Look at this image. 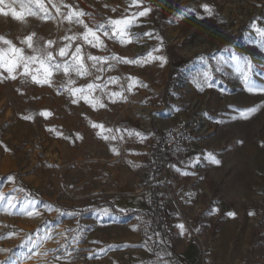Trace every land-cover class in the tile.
Listing matches in <instances>:
<instances>
[{
    "label": "rangeland",
    "instance_id": "obj_1",
    "mask_svg": "<svg viewBox=\"0 0 264 264\" xmlns=\"http://www.w3.org/2000/svg\"><path fill=\"white\" fill-rule=\"evenodd\" d=\"M42 2L46 11L35 0L0 5L9 12L0 13V36L25 48V55L33 53L21 41L32 33L36 48L48 40L63 46L66 37L82 33L75 17L66 19L70 10L83 11L80 19L95 27L147 8L148 15L137 16L127 29L130 42L101 34L107 51L72 42L73 51L81 44L85 54L143 62L110 60L97 72L85 56L89 75L54 72L51 85L20 74L0 108V262L264 264V109L240 117L241 110L264 104V94L248 93L237 71L244 66L264 87V35L254 30L264 29V0ZM9 5L16 11L23 5V19H14ZM191 63H204L199 89H179L178 75L182 68L188 75ZM69 78L76 81L72 87H107L92 92L90 99L99 101L93 107L66 90ZM110 93L121 95L112 102ZM179 117L191 118L201 134L164 154L159 129ZM111 135L116 139L103 138ZM185 150L193 152L183 157ZM163 161L171 164L164 176ZM108 202L143 213L121 217L110 213ZM88 207L85 214L72 210Z\"/></svg>",
    "mask_w": 264,
    "mask_h": 264
},
{
    "label": "snow or ice",
    "instance_id": "obj_2",
    "mask_svg": "<svg viewBox=\"0 0 264 264\" xmlns=\"http://www.w3.org/2000/svg\"><path fill=\"white\" fill-rule=\"evenodd\" d=\"M132 2L135 4L136 0H132ZM5 3V0H0V5H3ZM35 3L39 5L41 10L46 11L44 4L42 0H35ZM10 9V14L14 19L20 20L23 19L25 16V11L23 9V5L21 6V11H16L14 8H11V5L8 6ZM65 7H70L68 5H65ZM205 11H210L207 5L203 6ZM150 9H144L143 11H139L137 13H134L131 18H122V19H115V20H108L107 26L104 24L96 25L95 27H90L88 24L84 23L80 17L84 16L85 13L83 11L79 10H70L66 19L71 21L73 17L76 18V23L82 24L84 31L80 33L77 36L73 37H66L65 39L68 41L63 46L54 47L55 41L48 40L46 42L45 47L43 48H36L33 46V37L35 36V33H32L28 36H26L21 43L26 46L27 49H31L33 54L25 55V48L17 47L12 43L11 40H8L4 38L3 36H0V42H2L4 45H7V48H0V68H3L7 73L8 76L12 79H16V75L14 74L17 70H21L20 74L28 77H31V80L39 85H51V77L53 76L54 72L59 73L63 72L65 76H69L70 73L74 72L76 76H87L89 75L84 60L85 56L88 61H91V66L93 68H96L97 72H102L104 70V64L108 63L110 60L116 61L118 63H125V64H141L143 61L141 60H129L120 56H117L115 53H113L110 57L105 56H99V55H92L91 53H84L81 44H76L73 48V41L75 40H81L83 44L90 46L91 48H101L104 51H107V47L104 43V40L101 38V34L104 37H117L119 39V42L121 44H125L127 42H130L127 40L128 32L127 29L135 23V18L138 17H144L148 15ZM57 11H59V8H57ZM115 11V9H113ZM0 13H2L5 16L9 15V12H6L4 8L0 7ZM27 14H32L30 11ZM90 15V14H89ZM254 30L259 32L261 35H264V29L258 28L254 26ZM146 35H151V33H147ZM162 43V41H161ZM151 56V53L148 54ZM157 57H153V59H156ZM158 59L161 60V66H163L164 63H166V58L161 56L158 57ZM247 69H251L252 63L250 60H248ZM237 71L241 72L242 74V83L245 88V90L250 94H264V87H258L256 82L250 77L249 72L245 70L244 66L238 67ZM2 75V74H0ZM206 79L205 83L208 87H213L211 83L207 82V74H205ZM7 78V77H6ZM96 80H100L101 77L98 75L95 78ZM118 78H113L109 82L115 83ZM132 79L135 83L134 78ZM76 81L69 78L67 91L73 95L76 96L79 94V98L84 99L86 103L91 104L93 107H95L96 103H98L97 98H92L91 94L95 89H100L101 91L104 90V88L107 87V84H96V83H87L84 86L80 87H72L71 85H75ZM131 90V84L129 85V91ZM121 95V93H110L108 94L109 99L112 100V102H115L113 97ZM73 103H76L77 101L74 99L72 101ZM101 107H104L103 104H100ZM259 109H264V104H261L259 106H252L250 108H246L241 110L240 117L242 119H248L251 115L256 113ZM218 123L222 121H217ZM93 127H102V125H93ZM111 132V130H108ZM141 135V134H137ZM105 140H115L116 136H104ZM142 139L144 137H141ZM238 143H242V141H238ZM111 151L114 153H117L116 148H111ZM118 154V153H117ZM208 158L211 162L219 165L220 161L218 159H215L213 154H209ZM29 216H31L33 213L28 212ZM250 215H254V213H249ZM228 215H235L234 213H228ZM177 227L181 230L183 233L185 226L183 223L177 225ZM11 235V234H9ZM5 238V237H0ZM163 242V241H161ZM39 244H34V248H38ZM33 253H29L24 257V259L29 258L30 255ZM60 257H57L59 259ZM0 264H9L8 261L0 262Z\"/></svg>",
    "mask_w": 264,
    "mask_h": 264
},
{
    "label": "built area",
    "instance_id": "obj_3",
    "mask_svg": "<svg viewBox=\"0 0 264 264\" xmlns=\"http://www.w3.org/2000/svg\"><path fill=\"white\" fill-rule=\"evenodd\" d=\"M160 132V151L166 154L169 151H175L184 145L191 144L194 135H200L201 131L189 117H179L173 124L162 127ZM161 175L170 168L169 162L163 161L161 164Z\"/></svg>",
    "mask_w": 264,
    "mask_h": 264
},
{
    "label": "crops",
    "instance_id": "obj_4",
    "mask_svg": "<svg viewBox=\"0 0 264 264\" xmlns=\"http://www.w3.org/2000/svg\"><path fill=\"white\" fill-rule=\"evenodd\" d=\"M7 48V47H5ZM186 65H189V64H186ZM204 63H202L201 65L197 64V63H191L190 66H191V69L189 70L188 72V79H187V82L189 84V87H190V90L193 88L194 90H198L199 89V76H198V73H199V69L201 66H203ZM185 66V65H183ZM18 72V73H16ZM14 74L16 75V79H12L8 76V73L3 69V68H0V108L4 107L6 105V103L8 101H10V98H9V92H10V88L13 87L15 88L13 85H15V82H17V79L20 78V73L19 71H16ZM7 77V78H6ZM200 122V121H199ZM204 126L206 127L205 125V121H204ZM193 152L191 150H185L183 151L182 153V156L183 157H188L190 156V153ZM153 154H155L154 152H152ZM193 250V249H191Z\"/></svg>",
    "mask_w": 264,
    "mask_h": 264
},
{
    "label": "trees",
    "instance_id": "obj_5",
    "mask_svg": "<svg viewBox=\"0 0 264 264\" xmlns=\"http://www.w3.org/2000/svg\"><path fill=\"white\" fill-rule=\"evenodd\" d=\"M154 152V151H152ZM155 153V152H154ZM107 207H108V210L110 211V213L112 214H116L118 216H121V217H126V216H129V215H139V214H142L143 212L138 210V209H133V208H128L124 211H121V210H118L115 205L111 202H108L106 203ZM73 211L77 212L78 214H85V213H89L92 208L91 207H88V208H83V209H72Z\"/></svg>",
    "mask_w": 264,
    "mask_h": 264
},
{
    "label": "bare ground",
    "instance_id": "obj_6",
    "mask_svg": "<svg viewBox=\"0 0 264 264\" xmlns=\"http://www.w3.org/2000/svg\"><path fill=\"white\" fill-rule=\"evenodd\" d=\"M254 15L258 14L257 11H254L253 12ZM197 48V47H196ZM186 54H189L188 51H186ZM179 80L180 82L178 83V88L179 89H185V90H190V87H189V84L187 82V73L185 74H181V76H179ZM209 94L207 93L203 99L204 100H207ZM199 106V101L197 102H193V108L196 109L197 107ZM202 119H204V117H202ZM263 191V186H259L257 189H256V194H261V192Z\"/></svg>",
    "mask_w": 264,
    "mask_h": 264
},
{
    "label": "water",
    "instance_id": "obj_7",
    "mask_svg": "<svg viewBox=\"0 0 264 264\" xmlns=\"http://www.w3.org/2000/svg\"><path fill=\"white\" fill-rule=\"evenodd\" d=\"M186 71H187V68H182V69H181V73L178 75V80H177V83H179V82H180V80H179V76H181V74H184V73H186ZM201 123H203V121H201Z\"/></svg>",
    "mask_w": 264,
    "mask_h": 264
}]
</instances>
